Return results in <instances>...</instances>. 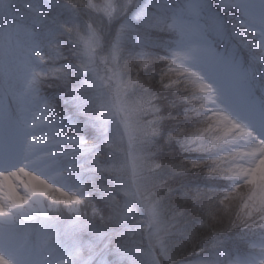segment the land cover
Here are the masks:
<instances>
[{
	"label": "snow or ice",
	"instance_id": "snow-or-ice-1",
	"mask_svg": "<svg viewBox=\"0 0 264 264\" xmlns=\"http://www.w3.org/2000/svg\"><path fill=\"white\" fill-rule=\"evenodd\" d=\"M26 7L35 25L44 24L55 8L68 15L53 19L56 27L42 33L28 27L24 43L6 39L4 44L2 75L17 109L13 114L0 105V264H50L34 256L53 250L60 235L57 216L65 209L72 215L73 231L92 233L88 240L76 241L77 264H142L137 259L141 249L119 244L116 260L96 261L104 233L93 222L104 218V207L111 210L109 220L129 225L131 236L136 235L131 224H142L150 242L161 245L166 264H176L159 201L119 195L127 190L123 174L128 165L135 173L145 163L149 171L166 170L173 178L202 173L203 185H181L182 197L206 217L200 227L214 230L226 222L232 236L264 252V102L257 107L249 99L253 68L264 65V0H29ZM161 33L171 39L160 40ZM224 41L227 44L220 47ZM65 42L71 45V60L64 54ZM157 63L162 67L148 79L158 77L160 88L174 94L169 105L176 107L178 102L188 122L168 133L167 142L175 143L190 156L187 159L158 162L152 154L117 155L124 151L123 138H117L110 126L113 108L126 117L129 145L136 140L131 117L137 110L150 108L156 114L144 141L153 143L164 134L159 97L139 79ZM123 70L136 73L137 79L123 81ZM48 80L67 89L68 100L88 117L73 124L72 135L53 115V101L43 94ZM113 81L118 93L129 86L142 90L139 109L103 103V90ZM97 100L98 110L90 115V105ZM91 127L111 151V160L104 159L100 144L81 134L92 135ZM85 156L91 158V171L112 177L110 186L98 187L104 207L97 205L83 179L80 160ZM85 206L91 217L83 211ZM197 234L195 229L182 232L188 240ZM6 249L14 259L4 255ZM153 264H160L159 258ZM193 264L254 261L233 258L226 241L217 239L211 253Z\"/></svg>",
	"mask_w": 264,
	"mask_h": 264
},
{
	"label": "rangeland",
	"instance_id": "rangeland-1",
	"mask_svg": "<svg viewBox=\"0 0 264 264\" xmlns=\"http://www.w3.org/2000/svg\"><path fill=\"white\" fill-rule=\"evenodd\" d=\"M28 2L29 0H4V3L0 5V105H5L8 108V110L13 114L16 112L17 109V99L11 94H6V81L2 75V65L5 61L4 44L6 39L11 40L13 44H15L17 41L24 43L27 41L28 38L27 37L28 27H32L34 30L42 33L46 31L47 28L49 27L52 28L56 27V25L53 23V19H64L68 15L66 11L60 8H55L49 12L48 16L45 18L44 24L35 25L33 24L31 14L29 13L26 7ZM235 12L238 14L239 9H236ZM9 25L11 26L9 27ZM109 38H110V33H109ZM158 38L160 40H169L171 39V36L168 33H161L158 34ZM226 44L227 41H224L220 44V47H225ZM70 49H71V45L69 46L67 45L65 50L66 57L68 56L73 57ZM10 60L14 66L15 57H11ZM245 67H248L247 58H246ZM253 71H254V77L249 84V89H250L249 99L250 101H254L256 103V106L259 107L260 103L264 102V65L256 64L253 68ZM100 72L102 75L105 74L103 65L100 66ZM131 73L132 72H130L129 70H123L121 79L125 82L129 80L137 79L136 73L133 72L134 78L132 77ZM140 75H139V79L145 83V81L141 78ZM145 86L147 87V84H145ZM43 94L47 96L44 91ZM89 94L95 95V92H91ZM63 95H65V93H62L61 101L63 103H66L67 101L70 105L72 102L70 103L66 99V96L63 97ZM142 98H143L142 90L135 86H129L125 90H122L118 93L117 84L116 82L113 81L108 85L107 88L103 90L102 101L106 105H117L122 103L127 105L129 108L139 109V106L142 102ZM166 101H167V107L164 110H167V113L166 111H164L163 113H161L162 114L161 116H163L164 118L163 123L166 128L165 140L167 141L168 133L176 132L178 129L185 127L188 122L185 120V117L181 111L182 106L179 105L178 102L176 107H170L169 105L170 100L169 101L166 100ZM99 102L100 101L97 100L95 103L90 105V115H94L96 113V111L98 110ZM156 102H158L157 104L163 108V103H160L159 99ZM72 104L75 105L74 103ZM175 108H179L180 110L179 111L172 110ZM171 111L173 112V114ZM151 113L152 116L150 118L148 116L147 110L145 109L137 110L133 113L131 120L133 125L137 129V135L134 144L129 145L128 134L125 130V124H124L126 117L123 113H120L116 111L115 108H113L111 114L110 126L114 130L113 134L117 138L120 137L123 138L121 147L123 148L124 151L117 153V155L123 156L131 152H136L141 155H146L147 152L146 146H149V143L143 140V134L146 130L149 129V123L156 120V114L153 113L152 111ZM78 114L82 116L81 123H83L88 118L80 110L78 111ZM53 115L58 120L63 122L67 134L72 135V133L74 132L73 124L75 123L74 121H72V117L66 115H56L54 113ZM258 115L259 113L257 112V117ZM90 130L93 133V135L91 136L89 141L91 142L95 140L98 144H100V147L103 148L105 152L104 159L111 160L113 158L111 151L104 146L101 140L97 139V135H98L97 128L91 127ZM85 138L87 139L86 136ZM183 155L184 156L181 159L190 158V156L186 155L185 153H183ZM90 159H91L90 157L85 156L83 159L80 160V163L84 165V167L81 169L83 179L88 181L90 195L93 198H95V196L98 195V199L102 200L101 194L98 191V187L101 184L105 186H110L112 184V177L107 174L99 175L94 171H91L90 169L93 167V165L90 163ZM158 159H162V158H155L154 160L158 161ZM169 161L172 160H164V162H169ZM137 163L140 164L139 161ZM155 173L156 176L154 173L148 170V165L146 163L138 167L136 172L134 173L131 164H129L123 174V180L127 184V190L126 192L119 193V195L121 199H124L126 196L131 197L133 195H136L137 197H141V198L146 196L155 197V199L159 201L160 210L163 214V217L166 219L169 225V237L167 239V246L174 254L176 264H193V262L197 259H188V261L180 260V258L178 259V257H180L182 253H187L186 251L183 252L186 245L183 244L182 232H184L185 229L182 228L183 226L177 223V221H174L172 219L169 220V215L166 214L168 212L167 207L164 205V203L160 201L159 197H157L156 195L158 187L162 185L163 179L166 178L167 176L163 175V170L157 171ZM186 178L187 180L190 181L188 177ZM153 194L156 196H154ZM137 206L139 207V205ZM83 211L87 213L89 217H91L90 208H87V206H85L83 207ZM110 215H111V210H109V208L106 207L104 208V213H103L104 218L101 219L100 217H96L93 222L94 228L104 233L103 240H101L98 243V246L96 248L95 259H97V262L104 259H107L109 261L116 260L117 256L115 254V250L117 245L119 244L125 247H133V248L141 249L142 251L137 253V259L141 261L142 264H153L154 258H159V254L162 255L166 263V257L164 255V252L161 251V245L156 242H150L147 228H145L142 224L140 225L131 224V229L136 232L135 236H131L128 234L129 225L128 224L120 225L115 221L109 220L108 217ZM140 216L141 217L143 216V210L140 211ZM71 226H72V215L68 213L67 210H66V215L59 214L57 216V227L59 229L60 235H59V239L52 245L53 250L51 252L38 253L36 256H34V259L37 262H40L43 261L45 258H47L50 264H77L78 253L76 252V241L79 240L82 243L83 241L88 240L90 235H92V233L75 232L73 231ZM121 233H123V235H121ZM212 245L210 247L208 246V254L211 253ZM227 247L229 249L230 245L227 244ZM236 247L239 248V246ZM248 248H250V251L252 250L251 247ZM250 251L248 250L243 252L241 256L238 258L245 259L248 257L249 254H251V256H253L252 257L253 259L251 260L255 261L258 260V255L264 257V252H261L259 248H255L254 251L251 252ZM4 255H6L10 260L14 259L13 254L7 249L5 250ZM85 255H87L86 250H85ZM159 262L160 264H162L160 259Z\"/></svg>",
	"mask_w": 264,
	"mask_h": 264
},
{
	"label": "trees",
	"instance_id": "trees-1",
	"mask_svg": "<svg viewBox=\"0 0 264 264\" xmlns=\"http://www.w3.org/2000/svg\"><path fill=\"white\" fill-rule=\"evenodd\" d=\"M65 44L66 45H64V54H65L67 45L68 46L70 45L67 42ZM67 58L69 60L73 59V57H69V56ZM161 67L162 65L157 63L153 66V68L149 72H144V73L141 72L140 73L141 75L140 74L139 75L145 81L144 84H147V86H150L153 92L155 93V95L159 97L158 98L159 102L163 103V109H165L167 107L166 100L171 101L173 99V93H170L160 88V84L159 82H157L158 77L153 78L151 80L148 79L149 75L156 73L157 70L160 69ZM131 74L133 77L134 73L132 72ZM43 91L45 92L47 97L53 101L55 105L54 114L70 116L72 117V121L81 122L82 116L78 114L79 109L75 105H73L70 100H68L67 89L58 86L57 81L48 80L43 88ZM62 93H65L63 97L66 96V99L71 103L70 105L68 102L63 103L61 101ZM157 103L158 102H156V104ZM145 110H147L148 116L150 118L152 116V113L149 110L151 109L145 108ZM172 110L179 111L180 109L175 108ZM164 111H166L167 113V110H164ZM160 115L162 114L160 113ZM162 127L164 129V134L160 137L155 138L153 143H149V146H146L147 148L146 155L152 154L153 160L155 158H162V159H158V162H164V160H172V161L180 160L184 156L182 151L178 148L176 144L168 143L165 140L166 128H165L164 123ZM81 134L86 136L88 140L93 135V133L92 135H89L88 131H84ZM152 173H154L156 176L155 172H152ZM163 175L167 177L163 179L162 185L158 187L156 195L157 197H159L160 201L164 203V205L167 207L168 212L166 214L169 215V220L172 219L174 221H177V223H179L181 226H183L182 228L185 229L184 232L186 231L191 232L193 229H195L196 233H198L194 240H187L182 235L183 244L186 245L183 252L186 251L187 253H182L180 257H178V259L180 258V260L188 261V259L206 258L208 255V246L210 247L217 239L225 240L227 244L230 245L229 249L233 255V258L240 257L241 254L245 251H248V250L250 251V248H248V246H246L244 242L240 241L235 236H232L230 234V230H226L227 228L226 222L223 225H216L214 230L209 229V228L200 227L202 221L206 219V217L204 216L203 212L199 208H197L191 200H185L182 197L181 185H185L188 183L191 185H197V184L203 185L204 176L202 173L192 172L186 176H177L173 178V177L168 176L166 170H163ZM186 177H188L190 181L187 180ZM93 199L97 203V205L104 207L103 200L98 199V195H96L95 198ZM181 211L183 212V215L179 216L178 213ZM61 214L66 215V210H64ZM217 233H219V235H217ZM184 239H186L187 241ZM235 245L239 246V248L236 247ZM201 249H204L205 251L202 253ZM251 251H254V250H251ZM252 257L253 256L249 254L247 258L241 259V260L253 259ZM159 259L162 264H166L164 258L160 254H159ZM262 260H264V257H259L258 260L254 261V264H260Z\"/></svg>",
	"mask_w": 264,
	"mask_h": 264
}]
</instances>
